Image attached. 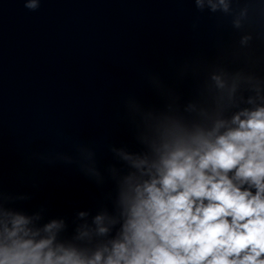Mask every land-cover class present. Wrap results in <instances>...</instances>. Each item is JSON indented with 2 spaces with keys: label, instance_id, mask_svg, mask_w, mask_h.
Instances as JSON below:
<instances>
[{
  "label": "clouds",
  "instance_id": "obj_1",
  "mask_svg": "<svg viewBox=\"0 0 264 264\" xmlns=\"http://www.w3.org/2000/svg\"><path fill=\"white\" fill-rule=\"evenodd\" d=\"M243 115L222 134L219 122L207 135L165 146L155 175L135 187L122 240L104 264H264V108ZM24 222L17 219L10 235ZM50 243L15 240L0 248V264H85L45 251ZM100 261L97 254L88 264Z\"/></svg>",
  "mask_w": 264,
  "mask_h": 264
}]
</instances>
